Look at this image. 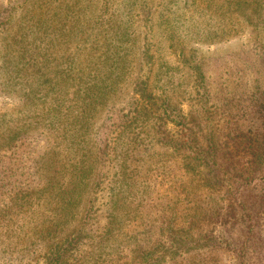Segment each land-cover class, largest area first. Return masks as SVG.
<instances>
[{
    "label": "rangeland",
    "instance_id": "obj_1",
    "mask_svg": "<svg viewBox=\"0 0 264 264\" xmlns=\"http://www.w3.org/2000/svg\"><path fill=\"white\" fill-rule=\"evenodd\" d=\"M66 1L0 0V264H264V0ZM109 83L70 126L59 94Z\"/></svg>",
    "mask_w": 264,
    "mask_h": 264
},
{
    "label": "trees",
    "instance_id": "obj_2",
    "mask_svg": "<svg viewBox=\"0 0 264 264\" xmlns=\"http://www.w3.org/2000/svg\"><path fill=\"white\" fill-rule=\"evenodd\" d=\"M197 1H206V0H197ZM209 1H214V0H209ZM126 2L127 1L124 0V5L126 4ZM90 3H92V0H67L66 2H64L62 4V5H64L62 7V12L66 11V10L70 11L74 7L78 8L77 12H74V16L77 17L76 21L81 22L82 20H84V13L83 12L87 8H90L88 6ZM126 8H127V5L124 6V9L123 8L115 9L114 10L116 12L115 17L122 19L123 13H124V15H126V12H125ZM131 15H132V12L127 13L128 18ZM227 16L237 17V12L232 11V10H226L224 18H226ZM116 18H113L112 20H110V19L108 20V21H111L110 25L115 21ZM64 19H65L64 26H66V16L64 17ZM116 22H118V20ZM115 26H117L116 23H115ZM80 28L82 29V35H84L85 31H86L85 28H83V26H80ZM125 28L128 30V32L126 34L124 33V30H122L120 32L112 34V37L113 38L117 37L120 40L125 35V40L127 39L129 42H134L136 40V38H134L135 37V30H134V19L133 18H130L128 20V25L125 26ZM98 33H97V31H95V35H97ZM99 35H102V33L98 34V36ZM95 43L96 42L92 41L91 44H89V48L94 47ZM85 57L86 56L84 55L83 58L85 59ZM109 84H110V88L108 90L103 91L101 96L98 99H97V95L93 94L91 92L86 93V94H83V93L78 94V96L76 95V93L71 92L68 88H66L63 92H61L59 94V96L61 98H63V100H62L63 105L66 106V108L71 111L70 116L65 115L67 123L70 126H72V125L76 124L77 122H79V118L83 117L85 114H88L90 112V110L92 109L93 104L96 102H97L98 107L104 106L107 102V95H109L110 93L117 92L118 88H119V84H117V85L113 84V83H109ZM91 89H93V87ZM137 91L142 95L143 101L147 103L146 106L149 105L150 107H152V109L157 107L156 101H155L154 97L152 96L153 94L151 92H149V90L146 86L139 88ZM83 104H85V105H83ZM78 124H80V123H78ZM81 128H82V126H81ZM75 130H66L64 136H77V134H76L77 132H75ZM206 139H207V142L209 143V147L206 145V142H204V140L200 136H193L192 140L185 142V148L191 149L192 152L195 154L197 159H199L198 157H200V160L203 163L206 160L207 163L212 165V167L217 168V172H219L220 168H221V163L219 162L221 153L215 149H212L213 148V141L212 140H210L208 138H206ZM199 143H202L203 146ZM245 143L246 142L244 140L242 141V143L239 142V145L237 146V148L243 147V148H246L247 151H250L253 149L251 147L248 148L247 146H245ZM203 147L207 150H208V148L212 149V150H209L212 152V155L208 154V151H205ZM258 148L260 150H262V148H260L259 146H258ZM253 150L256 153L253 151L252 155L250 157H248L247 155L246 156L240 155L241 161L243 158L249 159V162H246V163H244L242 161L245 164V165L243 164L242 166H244L245 168L240 170L242 175L247 173V177H246L247 179L251 177L250 173L254 171V167L256 165L261 164L262 160H263V156L258 153L257 148L255 147ZM224 163H225V161H224ZM224 166H225V164H224ZM48 170H49V172H54L51 167ZM69 185L74 186V188L65 189V191H64V196L66 197L65 203H66L67 207L72 206V205H74V207H76V205L79 203L78 201H79V198L81 197V195L78 194V191L75 187L81 186L82 184H81V181L78 180V177H75V179L73 181L69 182ZM243 207H246V206H243ZM260 209L261 208L259 207L258 210L255 209L253 212H250V214H249L250 216L253 217V218H251V220H252V222H254L255 225L258 223V221L260 219L259 218ZM138 244L139 243L137 242V244H135L134 247H138Z\"/></svg>",
    "mask_w": 264,
    "mask_h": 264
}]
</instances>
